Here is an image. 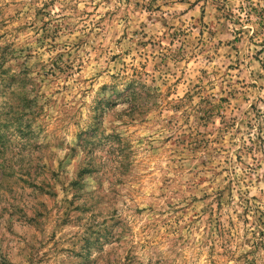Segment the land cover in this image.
Segmentation results:
<instances>
[{
    "label": "rangeland",
    "instance_id": "obj_1",
    "mask_svg": "<svg viewBox=\"0 0 264 264\" xmlns=\"http://www.w3.org/2000/svg\"><path fill=\"white\" fill-rule=\"evenodd\" d=\"M0 264H264V0H0Z\"/></svg>",
    "mask_w": 264,
    "mask_h": 264
}]
</instances>
